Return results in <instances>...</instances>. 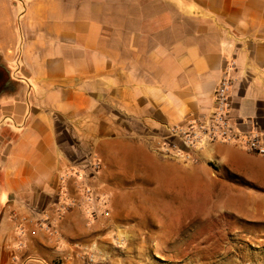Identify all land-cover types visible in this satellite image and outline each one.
<instances>
[{"label": "crops", "instance_id": "crops-1", "mask_svg": "<svg viewBox=\"0 0 264 264\" xmlns=\"http://www.w3.org/2000/svg\"><path fill=\"white\" fill-rule=\"evenodd\" d=\"M7 6L0 0V59L11 61L0 64V264H112L113 237L144 230L136 203L158 221L160 185L138 201L123 188L154 184L155 141L210 109L232 63V115L264 137V0H27L19 49ZM196 157L241 180L232 214L255 227L237 224L236 264L264 259L239 239L264 220V156L213 142Z\"/></svg>", "mask_w": 264, "mask_h": 264}, {"label": "rangeland", "instance_id": "rangeland-1", "mask_svg": "<svg viewBox=\"0 0 264 264\" xmlns=\"http://www.w3.org/2000/svg\"><path fill=\"white\" fill-rule=\"evenodd\" d=\"M26 1L6 0L7 12L2 13L3 21L17 32L18 49L23 42L22 25L26 20L23 8ZM16 2L17 12L13 7ZM2 35L9 38V34L3 32ZM9 63L8 59H0V64ZM157 155L162 161L159 168L163 169L150 177L154 179V184L148 185L147 181L144 183L139 179L140 188L131 183L132 186L123 190L134 191L132 200L138 201V194L146 199L148 191L160 185L157 188L159 192L151 195L156 203L154 212L159 209L158 221L151 220L149 213H141V205L136 203L132 209L137 207L136 212L146 216L145 222L142 221L144 230L135 236L113 237L111 244L117 250L111 257L112 264H236L237 224L248 230L255 227L245 220L238 221L232 214L237 207V188L234 184L237 182L232 176L218 173L216 166L196 156L190 162H182ZM119 189L122 190L121 187ZM150 204L145 205L148 208ZM104 206L101 212L110 210L109 204ZM119 206L121 209L122 205ZM136 221L139 220L131 218V222ZM256 226V236L239 239L247 241L252 249L264 250V220H258ZM155 233L167 235L159 237Z\"/></svg>", "mask_w": 264, "mask_h": 264}, {"label": "built area", "instance_id": "built-area-1", "mask_svg": "<svg viewBox=\"0 0 264 264\" xmlns=\"http://www.w3.org/2000/svg\"><path fill=\"white\" fill-rule=\"evenodd\" d=\"M233 67L234 63L219 79L210 109L199 117L167 126L166 133L159 137L151 148L154 153L178 161L190 162L206 144L224 142L235 144L248 153L264 156L263 135L252 128L242 129L232 115L230 89L233 79L229 72ZM100 167L101 163L98 160L91 163V168L94 171H98ZM84 200L87 203H92L95 200V196L89 188L84 190ZM73 204L74 202L71 201L61 210L66 211ZM102 214L108 216L109 211L105 210ZM20 230L23 232L22 228ZM240 264H264V259L246 260Z\"/></svg>", "mask_w": 264, "mask_h": 264}, {"label": "trees", "instance_id": "trees-1", "mask_svg": "<svg viewBox=\"0 0 264 264\" xmlns=\"http://www.w3.org/2000/svg\"><path fill=\"white\" fill-rule=\"evenodd\" d=\"M233 180H236V182H241V180L238 177H233Z\"/></svg>", "mask_w": 264, "mask_h": 264}, {"label": "flooded vegetation", "instance_id": "flooded-vegetation-1", "mask_svg": "<svg viewBox=\"0 0 264 264\" xmlns=\"http://www.w3.org/2000/svg\"><path fill=\"white\" fill-rule=\"evenodd\" d=\"M0 72H2V69L0 68Z\"/></svg>", "mask_w": 264, "mask_h": 264}, {"label": "bare ground", "instance_id": "bare-ground-1", "mask_svg": "<svg viewBox=\"0 0 264 264\" xmlns=\"http://www.w3.org/2000/svg\"><path fill=\"white\" fill-rule=\"evenodd\" d=\"M167 183V182H166Z\"/></svg>", "mask_w": 264, "mask_h": 264}]
</instances>
